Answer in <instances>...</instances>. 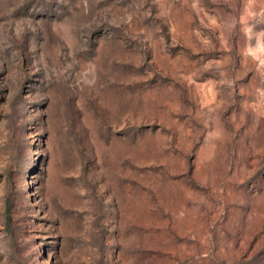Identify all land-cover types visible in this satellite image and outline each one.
<instances>
[{"label":"rangeland","instance_id":"374dc122","mask_svg":"<svg viewBox=\"0 0 264 264\" xmlns=\"http://www.w3.org/2000/svg\"><path fill=\"white\" fill-rule=\"evenodd\" d=\"M0 264H264V0H0Z\"/></svg>","mask_w":264,"mask_h":264}]
</instances>
